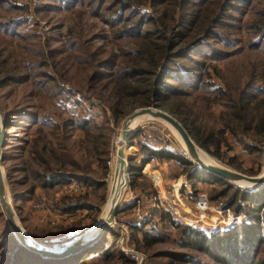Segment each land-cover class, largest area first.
I'll return each mask as SVG.
<instances>
[{
    "label": "rangeland",
    "instance_id": "rangeland-1",
    "mask_svg": "<svg viewBox=\"0 0 264 264\" xmlns=\"http://www.w3.org/2000/svg\"><path fill=\"white\" fill-rule=\"evenodd\" d=\"M196 2L208 6L207 8L211 9L209 10L211 14L214 10L218 11L219 8H222L221 11L228 15L224 21L232 23L224 24L227 28L217 30L218 38L212 42V46L222 51L223 55L219 58H214L213 54L209 53H206V56H201L203 70L200 72L198 82H195L197 86L195 89H188L187 96L183 95L185 100L190 103L193 101L195 108L203 112L195 120V124L203 128L200 131L212 125L215 135L222 139L218 147L210 145L209 151L199 146L197 154L205 161H216L246 174L262 173L264 171V140H257L258 136L252 134L251 128L245 133L239 132L236 135H233L228 129L222 136L217 134L219 131L216 128L220 129L223 125L221 115L226 110L223 104L224 99L217 89L228 92V87L233 84L238 85L239 89H245L244 91H252L256 97L264 96V0H196ZM94 4L91 0H0V58L4 57L8 61L7 58L11 57L16 61L10 62L8 67L21 62L25 63V67L14 68L10 71L15 76L24 75L25 78L22 82L10 79L4 84L0 80L1 113L9 108L14 109L22 106L36 111L39 114L38 118L44 117L49 122L54 121V124H61L62 120L68 121L65 123V127L63 124L61 128H58L53 123L42 125L38 121L21 120L17 125L7 128L9 133L3 149L5 159L1 161V168L15 218L31 239L34 236L43 237L45 232L52 230H63L72 236L68 242L75 241L100 214L101 209L106 207L108 201L111 182L116 170L114 165L115 148L120 124L124 117L114 123L111 116H105V111L108 115L106 108L102 112V107L97 103L98 100L93 92L80 85L79 88H75L68 81V77L76 71L73 55H81L80 58H84L87 52L95 51L101 53L97 55L98 57H105L107 53L109 56H113L117 53L116 44L118 42L127 43L135 39L113 40L112 34L116 28H109L101 19L94 16L92 13ZM74 41H78L83 47L76 50L74 48L76 45H72ZM41 60H45V66L37 68L38 61ZM70 64L73 65L71 68ZM38 70H44L51 80L40 76ZM59 87L71 92L78 100L77 103H73L71 99L67 101L64 96H61ZM78 91H81L89 100L80 98ZM90 99L95 101L94 105L88 103ZM84 109H87L93 117L92 122H89L86 128L90 132H99L100 129L89 127L96 122L108 136L106 156H108L112 142L113 156L111 164L107 168L101 166L100 160L90 159V162L87 159L84 146L88 143L84 138V129L78 127L74 122L79 119L80 115H86L87 110ZM256 115L257 109L253 119H256ZM132 127L142 129L138 137L142 140L152 141L154 146L166 144L185 152L175 130L161 119L141 117ZM237 128L238 126L235 125L236 131ZM142 133H144V137H140ZM145 133H148L149 136H146ZM38 136L48 138L52 147H57L61 140L74 156L73 158L78 161L79 168L74 170L78 173L87 171L96 182L92 184L77 182L78 186L75 189L68 187L71 181L54 184L50 187H40L37 180L32 177L30 170L39 166L29 158L30 154L28 153L29 146ZM61 136L65 137L61 138ZM127 143L132 144L134 149L131 154L125 156L126 165L129 164V158H132L137 165L138 174H134L130 183L126 177L125 184H122L125 185L123 194L119 199L124 207L114 215V219L108 226L115 228L124 226L130 220V212H134L136 207L141 215L152 203L156 204L155 206L159 209L168 210L180 222L195 227L224 229L218 225V223H222V219H217L212 225H206L208 222L202 224L190 222H197L201 217L208 221L209 214H216L217 210H220L219 215L228 212L239 213L243 217L246 210L244 203L237 200L232 206H226L224 201L230 193L219 194L220 184L188 179L187 171L190 167H183L173 159L152 158L149 164L158 167L160 175L155 173V178L148 173L149 170L144 173L139 166L141 153L138 152L137 145L134 141L131 143L127 140ZM249 144H254L255 150H249ZM185 154L187 155L186 152ZM99 155L103 156L102 153ZM227 160L232 163L228 164ZM152 168L155 169V167ZM101 179L105 182L104 186H99ZM177 189L182 197V202L161 198L164 195L171 196ZM197 190L204 191L208 197V215L193 213L189 201L183 199L186 192ZM138 196L140 203L136 201ZM70 202H77L78 206L70 212L71 220L62 223L59 219L56 222L54 216L67 212L63 211L62 206ZM173 203H176L178 209ZM0 211L9 231L14 234L16 240L23 244L17 239L1 206ZM261 211L264 213V207L261 208ZM150 218L146 217L145 220L152 222L156 230L164 234V239L151 244L146 249L135 248L134 238L140 240V234L129 230L130 236L126 240L127 243L125 241L121 244L126 250L120 247L117 240L115 241V246L133 259L132 264H185L165 254L166 251L171 250L185 252L187 255L196 257L202 263L220 264L212 261L198 250L177 246L174 243L177 229L165 221L158 220L156 216ZM59 227L64 228L59 229ZM145 227L148 228V224ZM105 228L97 233L94 240L90 238L89 243L82 249H76L68 254L59 252L57 255L49 256L61 261L70 259L78 251L81 252L84 248L91 246ZM262 240L256 255L258 257L264 256V238ZM66 243L52 246L37 242L47 248L63 247ZM23 245L33 250L25 244ZM130 249L132 252L129 251ZM71 264L128 263L115 257L106 260L100 254V250H96L85 254L82 261Z\"/></svg>",
    "mask_w": 264,
    "mask_h": 264
},
{
    "label": "trees",
    "instance_id": "trees-1",
    "mask_svg": "<svg viewBox=\"0 0 264 264\" xmlns=\"http://www.w3.org/2000/svg\"><path fill=\"white\" fill-rule=\"evenodd\" d=\"M91 1L95 3L92 10L94 16L101 19L109 28H116L113 30V40H122L123 38H134L135 40L127 43L118 42L116 44L117 53L113 56H109L107 53L105 57H98L97 55L101 53L95 51L87 52L84 58H80L81 55H73L76 71L68 77L72 86L75 88L84 86L86 90L92 91L98 100L97 103L102 107V112L106 108L108 115L105 111V116H111L114 123H117L134 108L150 105L167 111L180 121L198 146L207 151H209L210 145L218 147L222 140L221 137L215 135L212 125L200 131L203 128L196 125L195 120L202 110L195 108L194 102H188L183 95L187 96L189 94L187 90L195 89L197 86L195 82H198L200 72L203 70L201 56H206V53H209L213 54L214 58H219L223 55L222 51L212 46V42L218 38L217 30L227 28L224 24H232L224 21L228 16L227 13L219 8L218 11L214 10L211 14L209 11L211 9H208V6L201 5L196 0ZM72 45H76L74 46L76 50L83 47L78 41H74ZM7 60L4 57L0 58V80L4 84L10 79L22 82L25 78L24 75L15 76L10 71L14 68L25 67V63L21 62L8 67L10 62L16 61L11 57ZM38 62L37 68L45 66V60ZM72 64H70V68L73 66ZM38 74L51 80L44 70H38ZM52 81H54L53 78ZM59 90L62 93L61 96H64L67 101L71 99L73 103H77L78 100L71 92L61 87ZM244 90L233 84L228 87V92L217 89L224 99L223 104L226 109L221 115L223 125L220 129L216 128L219 131L217 134L222 136L229 129L233 135H236L239 132L245 133L251 128L252 134L258 136L257 140L262 141L264 140V96L256 97L252 91ZM78 92L80 98L89 100L81 91ZM94 102L90 99L88 103L94 105ZM256 109V119H253ZM85 113L86 115H80L79 119L74 122L78 127L84 129V138L88 143L84 146L87 159L90 162L94 159L100 160L101 166L107 168L105 160L108 136L96 122L89 127L100 129V131L90 132L86 125L92 122L93 117L88 110ZM2 116L5 126L1 161L5 159L3 149L9 133L7 130L9 126L17 125L21 120L38 121L42 125L54 124V121L49 122L44 117L40 119L36 111L22 106L4 110ZM66 122L68 121L62 120L61 124L56 123L54 126L61 128V125L64 124L65 127ZM235 125L238 126L237 131ZM140 131L142 129L136 128L127 140L131 143L134 141L138 152L141 153L139 166L142 171L144 165L152 158L173 159L183 167H190L187 171L188 179L220 184L219 194L230 193L224 201L226 206H232L237 200H240L246 205V210L241 222L233 227L206 228L184 224L173 217L168 210L159 209L155 206L156 204L152 203L151 206H147L145 212H142L144 218H135L130 212V220L124 225L125 231L128 233L127 239L130 236L129 230L140 234V240L134 238L135 248L146 249L151 244L164 239V234L157 231L152 222L145 220L146 217L151 219L150 217L156 216L158 220L165 221L177 229L174 243L179 247L198 250L212 261L220 264H264V256H256L264 238V227H262L264 213L261 211V208L264 207V184L254 188L236 186L222 177L193 166L183 150L169 147L166 144L154 146L152 141L140 139L138 137ZM64 137L61 136V138ZM49 142L50 140L45 136H38L34 138L28 148L29 158L39 166L30 170L32 177L37 180L40 187H50L72 180L76 183L87 184L96 182L87 171L78 173L74 170L79 168L78 161L73 158L74 156L61 140L57 147H52ZM249 145V150H255L254 144ZM128 146H132V144H128ZM133 149L128 147L127 155L131 154ZM100 153L103 156H100ZM227 163L231 164L232 162L227 160ZM134 174H138L137 165L132 158H129L127 169L129 183ZM104 184V180L101 179L99 186H104ZM11 196L14 198L13 194ZM136 199L140 203L139 196ZM76 207H78L77 202H70L62 206L63 211L67 212H71ZM121 209L117 210L115 214ZM146 224H148V228L145 227ZM63 228L59 227V229ZM120 231V226L119 228L118 226L116 228L107 226L91 246L84 248L81 252L78 251L70 259L61 261L30 250L16 240L14 234L6 226L4 216L0 211V264H71L82 261L85 254L96 250H100V254L106 260L115 257L132 264L133 259L115 246L116 240L118 243ZM43 235V237L34 236L33 239L38 243L59 246L68 242L72 237L63 230H52ZM165 254L185 264H206L181 251L171 250L166 251Z\"/></svg>",
    "mask_w": 264,
    "mask_h": 264
},
{
    "label": "water",
    "instance_id": "water-1",
    "mask_svg": "<svg viewBox=\"0 0 264 264\" xmlns=\"http://www.w3.org/2000/svg\"><path fill=\"white\" fill-rule=\"evenodd\" d=\"M140 116H144V117L147 116L150 118L161 119L166 123H168L175 130L193 166H196L202 170L209 171L219 177H222L228 182L234 183L236 186H241L244 188H254L264 184V171L262 173L254 174V175L246 174L237 171L235 169H232L219 162L205 161L201 159L197 154L196 143L190 137L188 131L184 128V126L180 123V121H178L174 116H172L167 111L150 105L134 108L131 112L126 114L121 121L118 141L115 148L114 165L117 167L118 171L123 172V179H124L123 183L126 182V177H127L126 174H127L128 166L126 165V160L123 157L122 149L125 144H128L127 143L128 137H130L133 134V131L136 129L135 127L130 126L131 121L134 118ZM4 126L5 124L0 110V206L5 215V218L7 219L17 239H19L27 247L47 256L49 255L54 256L59 254V252L60 254H68L70 252L75 251L76 249L77 250L82 249L83 246L89 243L90 238L94 240L97 233L101 229L110 225L111 221L114 219L115 212L121 209L123 203L119 202V199L116 197V195L110 196L107 207L101 209L100 214L94 219V221L90 224V226L84 230L81 236L77 238V240L75 241L66 243V245H64L63 247L47 248L39 244H35V245L32 244L31 241H35V240L31 239L28 235H26V233L22 230L20 224L18 223L17 219L15 218V214L10 204V200L4 180V175L1 168V147L4 141Z\"/></svg>",
    "mask_w": 264,
    "mask_h": 264
},
{
    "label": "built area",
    "instance_id": "built-area-1",
    "mask_svg": "<svg viewBox=\"0 0 264 264\" xmlns=\"http://www.w3.org/2000/svg\"><path fill=\"white\" fill-rule=\"evenodd\" d=\"M112 121V119H111ZM146 136H149L148 133H145ZM140 137H144V133H142L140 135ZM112 156H113V153H112V142H111V146L109 148V151H108V156L106 157V164L107 166L111 164V161H112ZM78 186V183H76L75 181H71L69 184H68V187L72 188V189H75L77 188ZM183 199L185 201H189V204L191 206V208H193V210H195V212H199V213H205L206 215H208V208H209V204H208V197L206 195V193L204 191H201V190H197V191H188L185 193V195H183ZM136 201H138V199H136ZM138 205V204H136ZM219 212L220 210H217V213L216 214H209L208 216V224L206 225H209V224H214L215 221H217V219H222V223H218V225L222 226V227H229V226H232L234 225L235 223H238L240 222L243 217L237 213H228L226 212L224 215H219ZM134 217L138 218V219H142L143 218V214H139L138 212V207H136L135 211L132 212ZM54 220L57 222L59 219L61 220L62 223H67L66 220H71V217H70V212H63L61 214H58L57 216H54ZM226 225V226H225ZM120 234H119V237H118V243L121 246V244L126 241L127 237H128V233L125 231V228L124 226H120ZM123 250H126L122 247ZM129 251L132 252V250L130 249ZM131 256H132V253H131Z\"/></svg>",
    "mask_w": 264,
    "mask_h": 264
},
{
    "label": "bare ground",
    "instance_id": "bare-ground-1",
    "mask_svg": "<svg viewBox=\"0 0 264 264\" xmlns=\"http://www.w3.org/2000/svg\"><path fill=\"white\" fill-rule=\"evenodd\" d=\"M141 117H144V116H140V117H136V118H134L132 121H131V123H130V126H133L134 124H135V122L139 119V118H141ZM165 122V121H164ZM168 124V123H167ZM169 125V124H168ZM170 126V125H169ZM170 128L171 129H173L171 126H170ZM128 147H130V146H128V144H125L124 146H123V149H122V154H123V157L125 158V156H127V150H128ZM198 147L199 146H196V150L198 149ZM123 182H124V179H123V172H121V171H118L117 170V167H116V170H115V173H114V175H113V179H112V182H111V186H110V192H109V196H108V200H109V198H110V196H115L116 195V197L118 198V199H121V197H122V194H123V189H124V186L125 185H122L123 184ZM125 184V183H124ZM122 190H121V189ZM174 204V203H173ZM107 205H108V201H107V204H106V207H107ZM176 207H177V209H178V206L176 205V203L174 204ZM105 207V208H106ZM193 213H196V214H199V212H195V210H193ZM191 223H194V224H202L203 222H207L205 219H203L202 217L200 218V220L199 221H197V222H193V221H190ZM224 229H226V228H228V227H223ZM32 242V244H37V242L36 241H31Z\"/></svg>",
    "mask_w": 264,
    "mask_h": 264
},
{
    "label": "crops",
    "instance_id": "crops-1",
    "mask_svg": "<svg viewBox=\"0 0 264 264\" xmlns=\"http://www.w3.org/2000/svg\"><path fill=\"white\" fill-rule=\"evenodd\" d=\"M132 148H134V146H130ZM147 162V161H146ZM152 167H155V169H153ZM147 170H149L150 172H148L151 176L155 177L156 178V175L155 173H159L160 175V169L158 167H156L155 165H151L148 163H146L143 167V172L144 173H147ZM154 172V173H153ZM161 198H169L171 201L172 200H175V201H179L182 202V197L179 195V192H178V189L174 192V194H172L171 196H168V195H164V197H161Z\"/></svg>",
    "mask_w": 264,
    "mask_h": 264
}]
</instances>
